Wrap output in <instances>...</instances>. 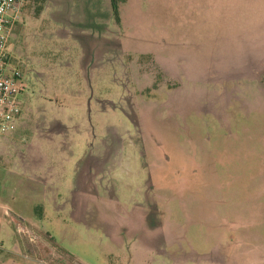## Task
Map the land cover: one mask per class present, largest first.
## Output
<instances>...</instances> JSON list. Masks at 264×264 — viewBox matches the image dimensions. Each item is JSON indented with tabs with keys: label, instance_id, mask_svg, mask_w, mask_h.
Here are the masks:
<instances>
[{
	"label": "rangeland",
	"instance_id": "rangeland-1",
	"mask_svg": "<svg viewBox=\"0 0 264 264\" xmlns=\"http://www.w3.org/2000/svg\"><path fill=\"white\" fill-rule=\"evenodd\" d=\"M114 1L26 0L12 26L0 264H182L198 234L258 260L264 0Z\"/></svg>",
	"mask_w": 264,
	"mask_h": 264
},
{
	"label": "built area",
	"instance_id": "built-area-1",
	"mask_svg": "<svg viewBox=\"0 0 264 264\" xmlns=\"http://www.w3.org/2000/svg\"><path fill=\"white\" fill-rule=\"evenodd\" d=\"M26 0H0V136L13 131L20 115L17 94L23 88L20 75L6 62L5 47L12 26L19 20ZM21 228L18 226L17 230Z\"/></svg>",
	"mask_w": 264,
	"mask_h": 264
},
{
	"label": "crops",
	"instance_id": "crops-1",
	"mask_svg": "<svg viewBox=\"0 0 264 264\" xmlns=\"http://www.w3.org/2000/svg\"><path fill=\"white\" fill-rule=\"evenodd\" d=\"M2 213L5 214V211ZM9 219L14 223L16 221L12 216ZM1 226L2 220L0 218V233L2 231ZM203 238L201 234L184 238L186 247L188 246L189 250L187 251L186 248L182 249V264H264V248H261L259 259L255 260L252 250H240L242 251L241 254L240 251H227L224 246H218V243L214 242L213 239L208 242L206 239L203 240ZM204 243H210V246ZM242 256L245 257L243 258Z\"/></svg>",
	"mask_w": 264,
	"mask_h": 264
},
{
	"label": "flooded vegetation",
	"instance_id": "flooded-vegetation-1",
	"mask_svg": "<svg viewBox=\"0 0 264 264\" xmlns=\"http://www.w3.org/2000/svg\"><path fill=\"white\" fill-rule=\"evenodd\" d=\"M5 53H6V62L8 64V66L11 69H14L20 75V77L22 78L23 74H22V70L20 68L21 67L20 66V60L18 59V57H17V55L15 53V50L13 49L12 43L9 42V39H8V41L6 43Z\"/></svg>",
	"mask_w": 264,
	"mask_h": 264
},
{
	"label": "trees",
	"instance_id": "trees-1",
	"mask_svg": "<svg viewBox=\"0 0 264 264\" xmlns=\"http://www.w3.org/2000/svg\"><path fill=\"white\" fill-rule=\"evenodd\" d=\"M112 3H111V6H114L115 5V1L114 0H111Z\"/></svg>",
	"mask_w": 264,
	"mask_h": 264
}]
</instances>
